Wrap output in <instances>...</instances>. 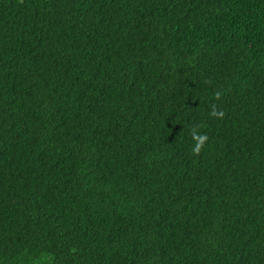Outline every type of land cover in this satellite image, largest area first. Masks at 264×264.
<instances>
[{
    "label": "trees",
    "instance_id": "16d2710c",
    "mask_svg": "<svg viewBox=\"0 0 264 264\" xmlns=\"http://www.w3.org/2000/svg\"><path fill=\"white\" fill-rule=\"evenodd\" d=\"M0 264H264V0H0Z\"/></svg>",
    "mask_w": 264,
    "mask_h": 264
},
{
    "label": "clouds",
    "instance_id": "9594fccd",
    "mask_svg": "<svg viewBox=\"0 0 264 264\" xmlns=\"http://www.w3.org/2000/svg\"><path fill=\"white\" fill-rule=\"evenodd\" d=\"M220 115H223V114L220 113ZM193 136L196 141L194 151H199V149L203 146L204 141L207 140V136L203 134H198L195 132V130H193Z\"/></svg>",
    "mask_w": 264,
    "mask_h": 264
}]
</instances>
